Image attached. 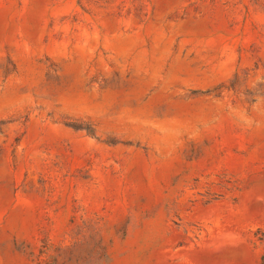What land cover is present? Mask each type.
Masks as SVG:
<instances>
[{
  "label": "rangeland",
  "instance_id": "rangeland-1",
  "mask_svg": "<svg viewBox=\"0 0 264 264\" xmlns=\"http://www.w3.org/2000/svg\"><path fill=\"white\" fill-rule=\"evenodd\" d=\"M0 264H264V0H0Z\"/></svg>",
  "mask_w": 264,
  "mask_h": 264
}]
</instances>
